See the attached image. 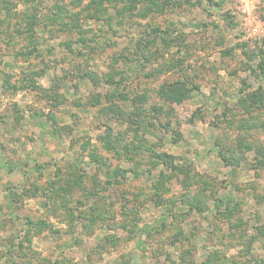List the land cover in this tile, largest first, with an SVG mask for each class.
<instances>
[{
	"label": "rangeland",
	"instance_id": "1",
	"mask_svg": "<svg viewBox=\"0 0 264 264\" xmlns=\"http://www.w3.org/2000/svg\"><path fill=\"white\" fill-rule=\"evenodd\" d=\"M90 1L0 0V264L264 260V0Z\"/></svg>",
	"mask_w": 264,
	"mask_h": 264
},
{
	"label": "trees",
	"instance_id": "2",
	"mask_svg": "<svg viewBox=\"0 0 264 264\" xmlns=\"http://www.w3.org/2000/svg\"><path fill=\"white\" fill-rule=\"evenodd\" d=\"M109 1H113V0H109ZM145 1H148L150 4H155L159 0H145ZM90 3L102 5L103 1L102 0H91ZM133 7H135V6H133ZM25 16L27 17V27L25 28V29H27V35H26V37L29 39V43H33V47H34L35 44H36V40H35L36 31H34V26L37 25L39 23L38 21L41 20L42 18H39L38 15H36V13H34L32 15L25 14ZM148 34L149 33H147L145 36H140V38L137 41L136 50L137 49H140V48H144L146 46H150V45L155 44L156 39H157L156 36H154V35L147 36ZM263 63H264V60L258 64V69H259V72L261 73V75L264 76V64ZM108 84H110V85L111 84H114L116 86H119L120 85L117 82L112 83V81H109ZM260 92L261 91H259L258 93L260 94ZM255 95L256 94L251 95L250 97H244V100L245 101H249V102H252L253 101V102L256 103L255 98H254ZM52 128H53V131H56V132L58 131V129L55 127L54 124H52ZM106 134H107V137H108V138L106 137L107 143H108V141L111 142V139L109 138L111 136L110 130H108ZM119 140H120V138H119ZM119 140L117 142H119ZM263 156H264V154H263ZM263 156H261V157H263ZM261 159L262 160H261L260 163L262 164V163H264V158H261ZM94 161H99V159L96 158V159H94ZM99 164H101V163H99ZM117 182H118V180H117ZM197 182L199 183V180H197ZM76 184H79L80 185V180H78L74 184V186ZM112 184H113L112 181L109 182V185H112ZM9 193H10V195L12 197L13 196H16V193L15 194H12L13 193L12 190H10ZM49 195H52V194H49ZM194 199H195L194 208H196L198 211H203V209H204V206H202V205H204L203 200L201 198H198V197H196ZM240 234H241L240 237H239L240 239L238 241H240L242 243V245H243V252L247 255L250 252V248H251V245H252V241L254 239V236H253V234H250L249 233V230H247V229L246 230H243L242 232H240ZM257 234L260 235V236H262V237H264V224H262V225H260V226L257 227ZM217 259L218 258L215 256V257L211 258L210 261L217 260ZM263 261H264L263 259L262 260H257V259H246L245 258V259H243V264H261ZM241 262H242L241 260H236V261L232 260L228 264H236V263L238 264V263H241ZM12 264H19V263L12 261Z\"/></svg>",
	"mask_w": 264,
	"mask_h": 264
}]
</instances>
